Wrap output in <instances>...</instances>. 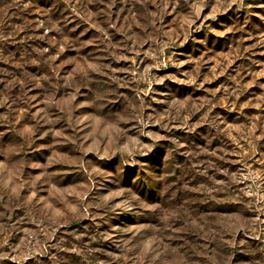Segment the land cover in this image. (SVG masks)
Wrapping results in <instances>:
<instances>
[{"label": "clouds", "instance_id": "9594fccd", "mask_svg": "<svg viewBox=\"0 0 264 264\" xmlns=\"http://www.w3.org/2000/svg\"><path fill=\"white\" fill-rule=\"evenodd\" d=\"M0 264H264V0H0Z\"/></svg>", "mask_w": 264, "mask_h": 264}]
</instances>
